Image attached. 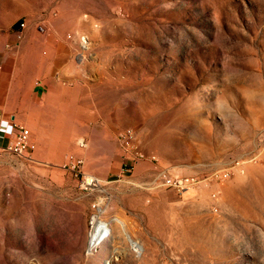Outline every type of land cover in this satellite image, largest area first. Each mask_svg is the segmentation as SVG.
Segmentation results:
<instances>
[{"label": "rangeland", "instance_id": "1", "mask_svg": "<svg viewBox=\"0 0 264 264\" xmlns=\"http://www.w3.org/2000/svg\"><path fill=\"white\" fill-rule=\"evenodd\" d=\"M3 35L55 85L16 112L33 152L0 153V264H264V0H0Z\"/></svg>", "mask_w": 264, "mask_h": 264}, {"label": "crops", "instance_id": "2", "mask_svg": "<svg viewBox=\"0 0 264 264\" xmlns=\"http://www.w3.org/2000/svg\"><path fill=\"white\" fill-rule=\"evenodd\" d=\"M7 41V36H0L1 147H6L14 141V126H22V121L16 112L23 103L27 100L42 98L55 85L54 77L51 74L52 69L38 74L30 67L26 68L19 52H14L13 49L8 48Z\"/></svg>", "mask_w": 264, "mask_h": 264}, {"label": "built area", "instance_id": "3", "mask_svg": "<svg viewBox=\"0 0 264 264\" xmlns=\"http://www.w3.org/2000/svg\"><path fill=\"white\" fill-rule=\"evenodd\" d=\"M25 29V23L22 22L19 25V29L16 33L17 40L22 38V32ZM44 33L45 30L41 28ZM2 114L0 112V119ZM15 139L6 147L0 146V153H9L17 158H26L34 150V145L30 138V132L23 126H14ZM117 140L119 146L124 152V168L126 172L131 169V164L144 159L147 156L137 150L134 146L136 143L135 132L131 127H125L121 129L117 134ZM76 146L78 149H84L86 147V139L80 137L76 140ZM153 158V157H150ZM83 159L76 155H68L65 159V163L62 168L72 173L78 178L80 188L84 191H91L99 185V181L96 177L83 172ZM160 182L163 186L174 189L176 191H183L185 189L194 187L198 184V179L194 176H174L160 175Z\"/></svg>", "mask_w": 264, "mask_h": 264}, {"label": "bare ground", "instance_id": "4", "mask_svg": "<svg viewBox=\"0 0 264 264\" xmlns=\"http://www.w3.org/2000/svg\"><path fill=\"white\" fill-rule=\"evenodd\" d=\"M109 235L110 229L107 224L100 220L93 219L92 227L89 233L88 252L92 253L94 250L102 246L108 240Z\"/></svg>", "mask_w": 264, "mask_h": 264}, {"label": "trees", "instance_id": "5", "mask_svg": "<svg viewBox=\"0 0 264 264\" xmlns=\"http://www.w3.org/2000/svg\"><path fill=\"white\" fill-rule=\"evenodd\" d=\"M19 25H20V23L16 22V23L12 26V28H14L15 30H18V29H19Z\"/></svg>", "mask_w": 264, "mask_h": 264}]
</instances>
